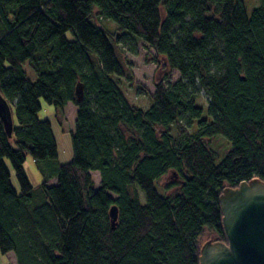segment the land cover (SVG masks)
<instances>
[{"label": "trees", "instance_id": "trees-1", "mask_svg": "<svg viewBox=\"0 0 264 264\" xmlns=\"http://www.w3.org/2000/svg\"><path fill=\"white\" fill-rule=\"evenodd\" d=\"M96 10L115 27H98ZM129 36L169 72L148 109L121 86L118 46ZM0 93L16 117L11 137L0 119L3 254L16 264H200L205 235L227 242L223 190L264 182V0L251 16L244 0H0ZM41 98L61 115L76 106L68 163L39 117ZM218 136L230 143L220 160ZM28 154L43 175L37 187Z\"/></svg>", "mask_w": 264, "mask_h": 264}, {"label": "rangeland", "instance_id": "rangeland-1", "mask_svg": "<svg viewBox=\"0 0 264 264\" xmlns=\"http://www.w3.org/2000/svg\"><path fill=\"white\" fill-rule=\"evenodd\" d=\"M244 4L248 16H251L253 10L260 5V0H244ZM94 22L100 28L113 29L115 27L112 21L101 16L97 10L95 11ZM118 51L125 70V76L121 78V86L125 95L133 105L148 109L152 103V95L155 92L156 84L163 80L169 72L154 61L156 58L154 50L141 40L130 36L121 39ZM24 69L32 81L37 79L36 74L28 63L24 64ZM179 77L180 74L177 71H173L170 75V82L176 81ZM208 102L209 97L207 93L201 91L197 100V105L204 108L205 115H207ZM40 104L41 110L39 112V117L41 119H47L51 124L53 135L57 143L58 162L60 164L68 163L73 158L72 131L76 119V106L69 103L65 107L64 114L61 115V112L56 107L49 104L44 98L40 99ZM13 118L15 119L16 117L13 116ZM181 124L188 126L187 120H183ZM170 129L172 133H176V128L174 126ZM195 131L196 126L193 123L192 126L188 128V132L194 133ZM210 143L212 149L217 153L218 160L225 156L230 147L229 141L224 136L215 137ZM5 163L11 171L13 186L19 191V185L10 161L6 159ZM24 170L34 187L41 184L43 175L30 154L26 156ZM92 177L94 180V189H98L100 186L99 173L92 172ZM168 177L170 176L168 175L160 181V187H158V189L162 194H164V190L161 187L164 182L169 179ZM141 201L145 202L144 194H141ZM210 239H214V237L212 234H207L203 237L202 241L206 242ZM0 264H16L14 255L9 253L3 254L0 251Z\"/></svg>", "mask_w": 264, "mask_h": 264}, {"label": "water", "instance_id": "water-1", "mask_svg": "<svg viewBox=\"0 0 264 264\" xmlns=\"http://www.w3.org/2000/svg\"><path fill=\"white\" fill-rule=\"evenodd\" d=\"M82 84L76 95L82 99ZM0 119L9 137L13 133V113L0 93ZM222 224L227 242L206 241L200 264H264V182L259 178L242 181L237 187L225 188L220 196ZM112 227L118 211L110 210Z\"/></svg>", "mask_w": 264, "mask_h": 264}, {"label": "crops", "instance_id": "crops-1", "mask_svg": "<svg viewBox=\"0 0 264 264\" xmlns=\"http://www.w3.org/2000/svg\"><path fill=\"white\" fill-rule=\"evenodd\" d=\"M9 254H11V255H14V253H13V252H9ZM14 260H15V263H16V258H15V255H14Z\"/></svg>", "mask_w": 264, "mask_h": 264}]
</instances>
